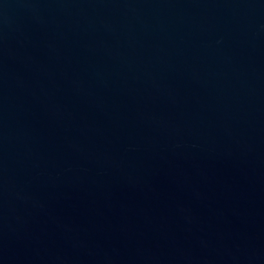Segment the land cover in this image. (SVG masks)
Wrapping results in <instances>:
<instances>
[{
	"label": "water",
	"instance_id": "95a60500",
	"mask_svg": "<svg viewBox=\"0 0 264 264\" xmlns=\"http://www.w3.org/2000/svg\"><path fill=\"white\" fill-rule=\"evenodd\" d=\"M0 264H264V0H0Z\"/></svg>",
	"mask_w": 264,
	"mask_h": 264
}]
</instances>
